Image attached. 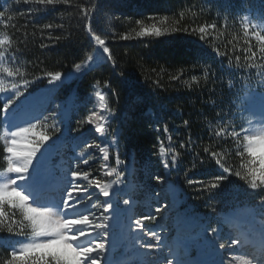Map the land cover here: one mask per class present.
Segmentation results:
<instances>
[{"label":"trees","instance_id":"obj_1","mask_svg":"<svg viewBox=\"0 0 264 264\" xmlns=\"http://www.w3.org/2000/svg\"><path fill=\"white\" fill-rule=\"evenodd\" d=\"M81 4L85 7H91L92 4L98 6L99 10L94 12L91 18V26L96 34L106 40V46L116 61L115 67L105 60L102 51L97 49L88 34L85 25L89 20L83 19L77 8V5ZM29 7L22 0L20 3H16V0H0V11L7 9L5 18H0V36H11L15 44L23 38L25 32L29 34L28 53L20 58L24 62L22 70L27 72L26 78L32 79L47 71L73 73L75 63L85 62L88 55L95 57L90 70L68 80L53 92L48 93L47 80L42 79L33 84L26 95L31 96L33 109L51 106V109L66 112L64 123L57 125L59 131L56 136L60 139H54L51 144L54 159H59V156H73L74 149L76 152L80 151L75 148L79 141L73 137H79L80 141L101 143L103 146L97 134L91 130V125H84L77 131L78 124L92 110L99 115H106L102 110L104 103H107L109 108L116 109L117 114L111 121L110 131H119L120 158L128 163L132 171L130 176L126 173L125 184L120 185L119 191L112 197L121 201L119 212L123 225L127 224L129 214L128 206L122 204L123 199L135 201L132 206L133 218L149 212L155 214L154 209L157 206L170 204L168 210L161 213L164 219L159 221L169 229L162 234L168 243H171L176 235L173 224L177 210L187 213L188 216V222L182 231V239L185 241L199 240L197 234L200 223L209 221L212 226H218V221H222L231 211L252 208L259 212L256 213L257 218H261L257 198L238 177L230 176L212 195L196 192L194 187L188 186L187 179L207 182L220 174V171L214 161L205 165H199L197 162L196 169L191 170V155L179 149V144L187 142L191 137L197 141L196 151H202V148L209 144L214 145L216 141H210L209 135L210 129L216 128L215 114L230 107L232 112L236 113L233 123L237 130L241 125L248 127L247 121L251 116L235 107L240 103L236 100V94L245 81L250 82L257 92L264 91V85L259 83L255 71L251 72V78L246 71H230L227 59L217 57L213 47H218L221 52L230 51L233 67L236 55H239L241 63H244L243 49L248 47L245 42L248 38L244 36L237 21L241 16L264 8V0H92V3H88V0H72L70 5L50 7L34 17L21 16L20 13L27 12ZM201 8H204L203 12ZM181 12L183 17L180 16ZM225 15L229 16L231 25L227 30L219 26L221 20H218V17ZM8 16L13 19L7 20ZM164 17H167V20L160 25ZM28 19L34 22L27 24ZM137 20L142 21L145 26L157 23L158 26L167 27L169 30L213 22L218 24V28L215 32L210 30L214 39H210L207 44L201 43L196 36L183 32L159 38L120 39L124 34L135 37V32L141 27L135 23ZM48 23L54 25L52 36L61 39L53 46L42 49L39 47L41 43H50L40 36L43 25ZM55 25L63 27L57 29ZM47 35L48 32L45 31L44 36ZM249 42L253 45V51L259 47L255 37H251ZM259 55L258 53L257 56ZM255 62L264 64V61L259 59ZM209 65L215 73V79L211 76L205 78V70ZM173 76L179 78L173 80ZM193 76L197 79L193 80ZM156 80L160 81L159 87L152 83ZM230 80L234 85L232 88L228 86ZM110 89L115 90L116 97L111 95ZM97 90L108 93L106 101L96 100ZM69 96L71 99L66 100ZM74 102L76 108L72 107ZM256 107L259 108L258 100ZM184 121H188L187 126ZM53 123L56 122L49 120L47 126L50 128ZM165 126L168 128L167 134L163 131ZM169 135L172 137L171 143L168 140ZM161 141L166 149L175 148L181 152L182 162L178 167L171 164L167 170L163 167L162 161L170 157L161 156ZM219 143L221 147L213 150L225 152L228 165L237 170L239 158L235 156V144L231 138H227V142L221 140ZM115 151L109 149L110 166H115ZM84 158L89 157L86 155ZM103 163L101 154L93 151L89 166H84L83 170L91 171L93 175L110 181L112 177L101 176ZM2 167L3 162L0 160V168ZM157 175L163 177V181H157ZM213 208L216 212H213ZM192 220L198 224L190 229L188 225ZM145 224L149 228H155L151 222L146 221ZM234 231V228L224 225L225 236ZM7 238V233H0V264L11 250L6 247ZM126 250L123 245L117 248L114 255L121 264H132L133 258H121ZM195 251V243L191 242V255H195ZM180 253H183L182 249ZM184 258L188 260V257Z\"/></svg>","mask_w":264,"mask_h":264},{"label":"snow or ice","instance_id":"obj_2","mask_svg":"<svg viewBox=\"0 0 264 264\" xmlns=\"http://www.w3.org/2000/svg\"><path fill=\"white\" fill-rule=\"evenodd\" d=\"M20 2L21 0H16V3ZM22 2L30 7L27 12H21L20 15L34 17L50 7L70 5L72 0H22ZM88 3H92V0H88ZM77 8L81 17L89 20L85 27L95 46L102 51L105 60L110 61L115 67L116 61L106 46V40L96 34L91 26V18L93 13L99 10L98 6L92 4L91 7H85L81 4L77 5ZM6 11L7 9L0 11V18H5ZM203 11L204 8H201V12ZM183 15L181 12L180 16ZM6 19L12 20L13 17L8 16ZM229 19L227 15L218 17V20H221L219 26L227 30L231 26ZM166 20L167 17H164L160 25ZM33 22L32 19L27 20V24ZM237 22L242 27L244 36L248 38L245 41L248 47L243 49L244 63H241V57L236 55L233 67L230 51L221 52L218 47H213V52L222 60L227 59L230 71H246L250 78L251 72L255 71L259 83L264 85V64L255 62L257 59L264 61V34H262L264 8L239 17ZM135 23L141 25L135 32V37L124 34L119 38L124 40L159 38L183 32L194 35L201 43L207 44L210 39H214L211 32H215L218 28L216 22L171 30L158 26L157 23H152L150 26L143 25L140 20ZM62 27L55 25L57 29ZM53 30V24L43 25L40 30L41 39H47L50 43H41L40 48L46 49L59 42L61 38L53 37ZM45 31L48 32L47 37L44 36ZM32 35L34 37L35 32ZM251 37H255L259 44L255 51L249 42ZM28 40L27 32L15 44L11 36L6 34L0 36V160L3 162V167L0 168V233L8 234L5 244L11 249L2 264H101V261L103 264H121L119 260L111 259L109 254L125 245L128 240L141 250L155 251L158 257L164 249H167L166 256L151 260L149 264H193L180 254L181 249L186 254L188 247V244L182 240V231L188 222L187 213L177 210L173 224L176 235L171 243L166 242L162 235L169 231L167 225L159 222L164 219L161 215L162 211H167L170 204H160L154 209L155 214L149 212L133 218L132 206L135 201L123 199L122 204L128 206L129 214L127 224L121 223L119 212L121 201L112 197L119 191V186L125 184L126 173L130 176L132 171L128 163L120 158L119 131H110L111 121L117 114L116 109L109 108L107 103H104L102 110L106 115H99L92 110L78 124L77 131L84 125H91V130L97 134L103 146L101 143L80 141L79 137H73L74 140L79 141L75 148H79L80 151L76 152L74 149L73 156L67 158L59 156V159H54L51 144L54 139H60L56 136L59 131L57 125L64 123L66 112L51 109V106L39 110L33 109L32 98L26 93L33 84L42 79L47 80L48 93L53 92L68 80L75 79L84 71L90 70L95 57L88 55L85 62L75 63L73 73L47 71L28 79L27 72L22 70L24 62L20 59L28 53ZM209 76L215 79V73L211 71L210 65L205 70V78ZM178 78V76L171 77L173 80ZM192 79L197 78L193 76ZM152 83L157 87L160 86L159 80ZM228 86L234 87L231 80ZM110 92L113 97L117 96L115 90L110 89ZM107 96V92L95 91V97L101 102L106 101ZM69 99L70 96L66 97V100ZM236 100L240 101L235 105L238 110L246 111L255 118L247 121V128L241 125L237 130V126L233 123L236 113H233L230 107L215 114L216 128H211L209 135L210 141H216L214 145L209 144L204 146L202 151H196L197 141L189 137L187 142L179 144V149L191 155V170L196 169L197 162L199 165H205L214 161L220 171V174L207 182L187 179L188 186L194 187L196 192L212 195L229 180L230 176H234L243 181L247 189L257 198L262 217L258 227L254 226L255 209L240 216L241 224L238 227L228 216L218 221V226H212L209 221L198 225L199 241L212 249L218 257L213 264H264V91L257 92L250 82L245 81L236 94ZM72 107L76 108L75 102ZM49 120L56 122L50 128L47 126ZM184 124L187 126L188 121H184ZM163 131L168 133L167 126ZM227 138H231L235 144V156L239 158L237 170L228 165L225 152L213 150L219 149L221 147L219 141L227 142ZM168 140L171 143L170 135ZM110 148L116 150L115 166H110L108 163ZM93 151L101 154L104 160L101 176L112 177L110 181L93 175L91 171L83 170L84 166H89ZM159 152L162 157H170L162 161L166 170L169 169L170 164L178 167L182 162L181 152L175 148L166 149L162 141ZM86 155L88 159L84 158ZM155 179L163 181L164 178L157 175ZM213 212H216L215 208ZM146 221L153 223L155 228L147 227ZM224 225L233 227L235 231L225 236ZM13 237L17 239H12Z\"/></svg>","mask_w":264,"mask_h":264},{"label":"rangeland","instance_id":"obj_3","mask_svg":"<svg viewBox=\"0 0 264 264\" xmlns=\"http://www.w3.org/2000/svg\"><path fill=\"white\" fill-rule=\"evenodd\" d=\"M96 100L99 101L97 98H96ZM99 102H101V101H99ZM257 110H259V108ZM250 119H255V118L251 117ZM252 210H253L252 208H244V209H241V210H236V211L229 212L228 214H226V216L231 217L233 224H235L238 227L241 224L240 216L242 214L246 213V212H251ZM256 213H259V212L255 211L254 220L256 221V224L254 226L258 227L259 226V221L262 219V217L258 219ZM249 219H253V217H249ZM196 224L197 223H191V226L194 227ZM249 227H253V225H249ZM124 231L126 233V228L124 229ZM148 239L151 240V238H148ZM188 242H189V244L191 242L195 243V247H196V251L195 252H196V254H198L199 256H208V257L204 258V260L199 261V262H201V264H213V262L218 259V257L216 256L215 252L212 249L204 246V244L201 241H199V240H190ZM125 248L127 250H126V253L123 254L122 259L126 258L127 256H137V259H134L132 261V264H149V262L151 260L162 258V257L167 255V249H164V251L162 253H160V255L158 257L157 253L155 251H144V250H141L137 246H134V244H133V242H131V240L126 241ZM190 253H191L190 252V248L187 247L186 254L189 255ZM184 254H185V252H184ZM109 256H110L111 259L117 260V257L114 255V253H110ZM192 262H196V260L192 261ZM101 264H103V261H101Z\"/></svg>","mask_w":264,"mask_h":264}]
</instances>
